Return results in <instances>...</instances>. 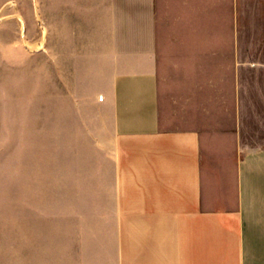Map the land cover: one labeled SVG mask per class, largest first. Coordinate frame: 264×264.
<instances>
[{
    "label": "crops",
    "instance_id": "obj_1",
    "mask_svg": "<svg viewBox=\"0 0 264 264\" xmlns=\"http://www.w3.org/2000/svg\"><path fill=\"white\" fill-rule=\"evenodd\" d=\"M92 1L100 199L24 225L8 264H264V0Z\"/></svg>",
    "mask_w": 264,
    "mask_h": 264
},
{
    "label": "rangeland",
    "instance_id": "obj_2",
    "mask_svg": "<svg viewBox=\"0 0 264 264\" xmlns=\"http://www.w3.org/2000/svg\"><path fill=\"white\" fill-rule=\"evenodd\" d=\"M92 2L0 0V264L24 225L52 230L62 206L100 199L102 95L92 63L100 17L87 15ZM201 115L210 130L229 129L232 113L212 104Z\"/></svg>",
    "mask_w": 264,
    "mask_h": 264
}]
</instances>
